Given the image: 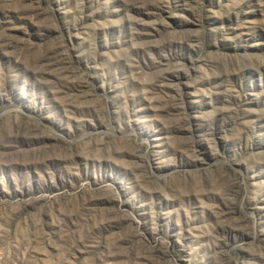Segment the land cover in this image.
Here are the masks:
<instances>
[{
  "label": "rangeland",
  "instance_id": "obj_1",
  "mask_svg": "<svg viewBox=\"0 0 264 264\" xmlns=\"http://www.w3.org/2000/svg\"><path fill=\"white\" fill-rule=\"evenodd\" d=\"M0 264H264V0H0Z\"/></svg>",
  "mask_w": 264,
  "mask_h": 264
}]
</instances>
